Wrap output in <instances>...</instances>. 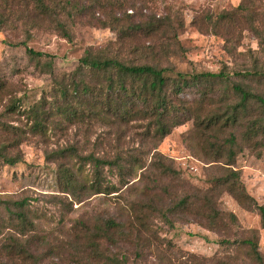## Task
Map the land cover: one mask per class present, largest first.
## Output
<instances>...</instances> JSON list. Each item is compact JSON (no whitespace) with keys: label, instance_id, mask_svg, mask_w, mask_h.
I'll list each match as a JSON object with an SVG mask.
<instances>
[{"label":"rangeland","instance_id":"374dc122","mask_svg":"<svg viewBox=\"0 0 264 264\" xmlns=\"http://www.w3.org/2000/svg\"><path fill=\"white\" fill-rule=\"evenodd\" d=\"M79 1L81 13L66 19L72 42L49 22L31 29L16 14L5 12L8 22L0 30V81L5 85L0 93V126L28 131L30 119L24 108L43 98L48 102L59 82L68 83L88 47L131 64L165 68L171 78L178 72L224 69L231 81L264 95V78L250 75L253 70L264 71V0ZM150 20L165 25L153 33H123ZM21 40L35 51L53 55L52 71L40 69L50 58H41L37 67L24 46L16 45ZM179 97L189 106H201L203 115L215 110L218 102L236 99L218 90L203 96L196 87L185 88ZM15 100H22V113L7 109ZM108 120L63 123L61 129L50 125L46 136L25 132L12 151L21 161L9 165L0 159V264H254L237 244L251 237L253 230L264 257L260 216L239 204L224 186L215 185L227 166L214 159L215 149L206 141L222 144L230 132L236 136L235 162L230 167L257 203L264 204V136L247 140L244 128L225 127L216 128L211 137L189 119L158 139L148 133V119L118 124ZM67 146L83 156L104 152L111 159L120 152L123 160L133 156L137 165L120 172L105 167V182L114 184L116 192L81 193L77 200L63 192V169L80 167L83 175L91 174V164L59 156L57 152ZM205 193L224 214L216 225L196 213ZM183 197L194 204L177 207ZM21 199L27 201L33 223L25 235L15 225L13 202ZM229 213L235 215L234 222ZM106 219L119 223L118 233L101 240L93 237ZM14 241L28 247L33 257L19 259L11 248Z\"/></svg>","mask_w":264,"mask_h":264},{"label":"trees","instance_id":"16d2710c","mask_svg":"<svg viewBox=\"0 0 264 264\" xmlns=\"http://www.w3.org/2000/svg\"><path fill=\"white\" fill-rule=\"evenodd\" d=\"M0 30L8 22V14H16L22 24L28 28L40 27L42 22H49L58 34L68 42H72L71 30L67 27L66 19L79 14L81 1L79 0H0ZM15 8V10H14ZM8 11V14L5 12ZM63 18V19H62ZM65 19V20H64ZM165 24L159 20H150L145 25L136 24L125 28L123 33H131L142 30L145 33H153ZM22 45L26 54L37 60V67L41 58L49 57L50 60L41 66V70L52 71L53 55L41 51H35L27 46L25 40L17 42ZM165 68H158L152 64H131L117 56L109 55L103 51L88 47L78 60V66L70 77L69 82H59L57 88L49 96L48 102L43 98L28 104L20 110L21 101H12L7 109L11 112L26 113L30 119L29 130L21 131L17 127L0 126V159L4 163L14 165L21 161L19 153H12L17 149L22 139L26 137L25 132L46 136L49 126L53 129H61L63 123H90L99 121L101 123L118 124L127 123L131 120L148 119V133L152 138H162L174 127L183 121L193 119L196 126L203 128L204 135L211 137L216 128L242 127L245 130L247 140L258 134L264 136V95L253 92L249 87L240 82L231 81L230 75L224 69L218 72H198L193 74L177 73L175 78L165 74ZM237 76H244L235 72ZM259 74L264 78V71L253 70L250 75ZM196 87L203 96L221 91L227 97L228 93L235 95V101L218 102V107L211 112L201 113L199 105L189 106L179 95L185 88ZM203 87V88H202ZM5 85L0 81V93L4 91ZM26 109V110H25ZM87 121V122H86ZM216 139H218L216 137ZM217 142L206 140L215 149V158L222 161L227 171L215 182L216 186H224L225 189L246 209L256 210L260 216L261 227L264 228V204L257 201L246 191L240 183V176L236 170H232L235 162L236 136H229ZM7 140L5 143L4 141ZM57 154L63 158L72 160H85L83 163L91 164V174L83 175L81 168L65 167L62 172L63 192L80 199L81 193L111 194L116 192V186L105 182L104 169L122 171L133 170L135 159L129 156L127 160L117 152L111 159L104 154L97 155L91 152L82 155L74 146L61 148ZM81 177V178H80ZM203 204L197 207V214L209 219L212 225L223 221L224 214L215 209L214 199L210 194L202 195ZM8 204L9 202H5ZM17 207L15 216L16 227L23 231L33 226L29 219L28 204L25 199L14 201ZM194 204L190 197H183L177 202V207L188 209ZM229 220L234 222V214H228ZM11 219V217H10ZM119 223L114 219H106L97 225L92 232L93 237L103 239L106 236L117 234L116 228ZM137 228V227H135ZM138 229V228H137ZM24 235L26 232L23 233ZM91 238L92 236L89 235ZM11 248L18 254L19 259L32 258L31 250L21 245L18 241L12 242ZM246 256L254 264H264V257L259 251V240L257 230L252 231L251 237L243 238L237 242ZM236 260V258H234ZM104 264V263H103Z\"/></svg>","mask_w":264,"mask_h":264}]
</instances>
